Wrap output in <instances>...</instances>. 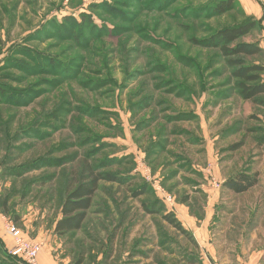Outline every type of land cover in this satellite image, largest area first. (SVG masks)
I'll list each match as a JSON object with an SVG mask.
<instances>
[{
    "label": "rangeland",
    "instance_id": "374dc122",
    "mask_svg": "<svg viewBox=\"0 0 264 264\" xmlns=\"http://www.w3.org/2000/svg\"><path fill=\"white\" fill-rule=\"evenodd\" d=\"M218 1L0 0V227L10 220L57 264L81 255L100 264L114 233L109 264H193L194 246L143 212L166 194L192 198L195 213L216 201L223 254L252 255L243 241L264 240V183L234 195L222 182L257 171V160L264 168V108L242 101L220 52L194 40L261 20L264 0H236L215 16ZM263 37L262 26L242 41ZM86 160L125 183H101L83 230L56 235L67 182ZM143 186L150 192L133 197ZM14 242L0 232V264H20L9 257Z\"/></svg>",
    "mask_w": 264,
    "mask_h": 264
},
{
    "label": "trees",
    "instance_id": "16d2710c",
    "mask_svg": "<svg viewBox=\"0 0 264 264\" xmlns=\"http://www.w3.org/2000/svg\"><path fill=\"white\" fill-rule=\"evenodd\" d=\"M236 7V0H219L212 6V14L215 16H223L232 11ZM249 20L233 27H226L217 31L211 32L210 35L201 39L194 40L195 45L206 49L218 50L224 58V65L232 70L231 81L232 89L237 93V96L246 102H251L255 105L264 108V62L253 61L248 59L264 58V49L261 47V41L243 42L246 37L251 36L255 31L262 28V20ZM89 18L83 17V28L88 26ZM69 21H67L68 23ZM264 27V26H263ZM56 64L51 63L50 67H55ZM0 80H4L0 78ZM0 81V97L6 98V90ZM10 98L16 99L10 95ZM15 97V98H14ZM2 100L0 99V103ZM260 145L264 144V138L260 141ZM243 143L237 144L232 151L238 150ZM35 168L15 172L16 176H22L33 171ZM103 167L92 165L87 160L78 173H72L66 186V194L61 204V217L56 221L54 232L56 235L64 236L69 233L79 232L83 230L87 221L89 212L94 206L95 197L100 189V184L103 182L116 183L122 185L125 183L121 177L115 174L103 172ZM260 174L257 171L253 173L250 170H243L235 174L232 178L226 180L223 184L227 190L234 195L245 194L251 189L258 186ZM147 186H143L133 194V197L139 198L150 192ZM189 199H185L183 203H187ZM169 206L162 198L156 199L152 203H143V212L147 215H161L162 219L179 232L186 240L194 247L197 246L192 234H190L177 219L176 215L168 209ZM117 233L111 235L110 249L100 264H109L114 250ZM13 260L20 264H26L21 258L13 257ZM84 256L81 255L74 264H84ZM193 264H200L199 259L194 255Z\"/></svg>",
    "mask_w": 264,
    "mask_h": 264
},
{
    "label": "crops",
    "instance_id": "0c3cea01",
    "mask_svg": "<svg viewBox=\"0 0 264 264\" xmlns=\"http://www.w3.org/2000/svg\"><path fill=\"white\" fill-rule=\"evenodd\" d=\"M264 26V25H263ZM261 47L264 49V37L260 42ZM263 155V153H258L255 156H260ZM260 159V157L258 158ZM257 160V159H256ZM254 159V161H256ZM258 161V168L257 172L260 174V178L263 177L264 175V168L262 165L260 166ZM213 167V166H212ZM249 167V166H248ZM212 169V168H211ZM207 170V175L212 176V171ZM247 169V167H246ZM256 171V170H255ZM240 172V171H239ZM233 177V176H232ZM232 177H228L223 180L222 186L224 182ZM263 179V178H262ZM264 182L259 180L258 186L263 184ZM225 188V187H224ZM218 188L214 187L212 188L213 191H218ZM226 189V188H225ZM208 195V193H207ZM192 198H189L187 203H179L176 201V198H174V204L172 206V212L176 215L177 219L182 223L183 227L190 233L192 234V237L194 238L197 246L194 247V255L199 259L200 264H264V240L262 244H257V245H251L249 244L248 240L243 241V251L246 253L252 252V255L247 256V258L242 257L244 253L240 252L237 254L236 259L231 261L226 254H223V247H219L218 243L216 242V238L221 236L216 230L214 231V227L216 226L217 219H213V209L215 207L216 201H214V204H210V206H205L203 209L198 207L199 211L204 212L201 215V212L195 213L196 210L191 208L190 201ZM263 200L258 199L257 204L260 205V203L263 204ZM261 204V205H262ZM258 209H255L253 211V214L255 217L262 216L263 212L260 209V207H257ZM219 220V219H218ZM217 222V223H216ZM254 235L252 236L254 243L256 239H258V233L256 232L259 231V226L252 227ZM215 232V233H214ZM216 234V235H215ZM259 235H263L261 232ZM223 236V235H222ZM216 237V238H215ZM216 239V240H215ZM259 242V239H258ZM250 245V246H249ZM245 247V248H244ZM248 247L249 252H247L245 249ZM234 251V250H232ZM240 251V249H239ZM219 260V258H221ZM39 264H57L55 260H53L46 251H41L39 254Z\"/></svg>",
    "mask_w": 264,
    "mask_h": 264
},
{
    "label": "built area",
    "instance_id": "2783aa9c",
    "mask_svg": "<svg viewBox=\"0 0 264 264\" xmlns=\"http://www.w3.org/2000/svg\"><path fill=\"white\" fill-rule=\"evenodd\" d=\"M216 187H219V184ZM163 198L171 207L173 206L174 199L171 196L165 194ZM4 221V227H0V232L4 230L15 241L9 249V254L21 258L26 264H39V254L43 250L44 244L41 241L27 240L13 222L6 218Z\"/></svg>",
    "mask_w": 264,
    "mask_h": 264
}]
</instances>
